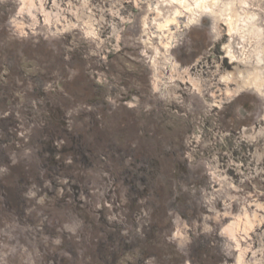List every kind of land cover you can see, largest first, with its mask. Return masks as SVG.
Instances as JSON below:
<instances>
[{"label":"rangeland","instance_id":"rangeland-1","mask_svg":"<svg viewBox=\"0 0 264 264\" xmlns=\"http://www.w3.org/2000/svg\"><path fill=\"white\" fill-rule=\"evenodd\" d=\"M228 1L264 43V0L164 32L177 1L0 0V264H264V84Z\"/></svg>","mask_w":264,"mask_h":264},{"label":"bare ground","instance_id":"bare-ground-1","mask_svg":"<svg viewBox=\"0 0 264 264\" xmlns=\"http://www.w3.org/2000/svg\"><path fill=\"white\" fill-rule=\"evenodd\" d=\"M177 1L179 3V9H171L170 12L164 16L160 13H157V16L161 18L158 21V28L164 32L163 29L168 28V25L175 20V15L181 13L182 9H186L188 12H204L211 11L215 12L219 0H170ZM244 2V1H243ZM166 13V12H165ZM194 15V14H193ZM219 15L224 17V21L227 24V32L233 35H239L241 41L250 42V45L253 47L251 51V57H254L255 64L252 65L250 70H247V74L243 83L254 85L256 88L263 86L264 84V71L262 68V63H264V43H262L263 31L260 27L257 26L254 16L242 10L241 12L228 1L223 4L219 9ZM193 20V19H192ZM172 34L168 36V40L163 42L165 48H167L172 39ZM227 52L231 53L230 48H227ZM233 55L230 54L229 58L232 59ZM225 79H228L229 76H223ZM257 215H255L256 217ZM245 228L252 225V221L247 220L245 223ZM239 262V260H238Z\"/></svg>","mask_w":264,"mask_h":264}]
</instances>
